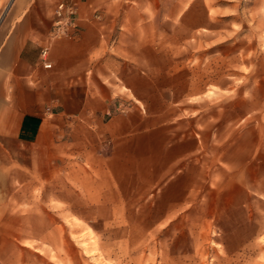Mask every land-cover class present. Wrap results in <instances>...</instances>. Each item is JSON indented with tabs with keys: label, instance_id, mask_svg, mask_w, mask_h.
Segmentation results:
<instances>
[{
	"label": "rangeland",
	"instance_id": "rangeland-1",
	"mask_svg": "<svg viewBox=\"0 0 264 264\" xmlns=\"http://www.w3.org/2000/svg\"><path fill=\"white\" fill-rule=\"evenodd\" d=\"M200 1L178 19L147 11L161 53L148 76L163 86L148 110L184 137L177 162L158 178L132 171L115 217L54 210L42 187L35 206L4 203L0 264H264V0Z\"/></svg>",
	"mask_w": 264,
	"mask_h": 264
},
{
	"label": "crops",
	"instance_id": "crops-1",
	"mask_svg": "<svg viewBox=\"0 0 264 264\" xmlns=\"http://www.w3.org/2000/svg\"><path fill=\"white\" fill-rule=\"evenodd\" d=\"M61 1L75 4L80 28L52 38L53 9ZM183 2L0 0V217L4 203L35 206L39 187L43 202L60 204L54 210L77 219L115 217L132 171L142 177L158 171V178L172 168L184 137L172 139L163 111L148 110L147 90L163 86L148 76L161 53L148 46L155 39L147 29L157 22L147 11L178 19ZM195 2L183 10L205 11L203 1ZM43 47L49 68L40 58ZM194 136V129L186 135L188 155Z\"/></svg>",
	"mask_w": 264,
	"mask_h": 264
},
{
	"label": "built area",
	"instance_id": "built-area-1",
	"mask_svg": "<svg viewBox=\"0 0 264 264\" xmlns=\"http://www.w3.org/2000/svg\"><path fill=\"white\" fill-rule=\"evenodd\" d=\"M77 24V11L72 2L61 1L53 9V20L50 30V37L58 38L66 35H75L79 30ZM40 58L43 67L49 68L48 48L43 47L40 51Z\"/></svg>",
	"mask_w": 264,
	"mask_h": 264
}]
</instances>
